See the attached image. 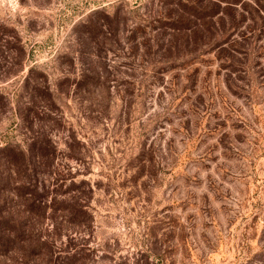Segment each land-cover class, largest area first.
I'll list each match as a JSON object with an SVG mask.
<instances>
[{
	"label": "rangeland",
	"instance_id": "1",
	"mask_svg": "<svg viewBox=\"0 0 264 264\" xmlns=\"http://www.w3.org/2000/svg\"><path fill=\"white\" fill-rule=\"evenodd\" d=\"M12 221L0 264H264V0H0Z\"/></svg>",
	"mask_w": 264,
	"mask_h": 264
},
{
	"label": "trees",
	"instance_id": "2",
	"mask_svg": "<svg viewBox=\"0 0 264 264\" xmlns=\"http://www.w3.org/2000/svg\"><path fill=\"white\" fill-rule=\"evenodd\" d=\"M171 28H172L173 31L175 29L178 30V28H176V27H171ZM19 195H21V194L19 193ZM26 210L29 211V209H26ZM30 211H31V209H30ZM13 225H14V221H12L11 224L8 227H5V229H7V231H9L8 236H4V237L1 238L2 240L7 241V246L9 247L6 250H2L0 248V256L5 257V258H8L9 257V253L15 249L14 246H15V244L18 241H23V239H17L18 238V235L15 234V230H14V226ZM11 233H14V236H11L12 235ZM0 247H1V244H0ZM20 259L22 260V256L21 257L19 256V260Z\"/></svg>",
	"mask_w": 264,
	"mask_h": 264
}]
</instances>
